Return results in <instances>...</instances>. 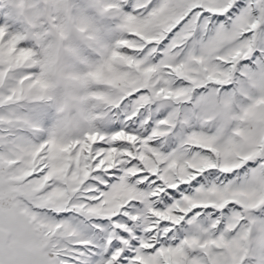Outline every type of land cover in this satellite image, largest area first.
Instances as JSON below:
<instances>
[{
    "label": "snow or ice",
    "instance_id": "1",
    "mask_svg": "<svg viewBox=\"0 0 264 264\" xmlns=\"http://www.w3.org/2000/svg\"><path fill=\"white\" fill-rule=\"evenodd\" d=\"M0 264H264V0H0Z\"/></svg>",
    "mask_w": 264,
    "mask_h": 264
}]
</instances>
